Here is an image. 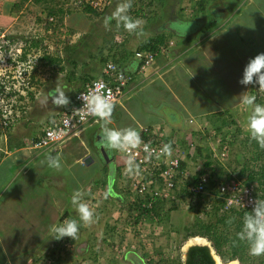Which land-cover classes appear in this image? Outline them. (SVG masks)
I'll return each mask as SVG.
<instances>
[{"label": "crops", "instance_id": "1", "mask_svg": "<svg viewBox=\"0 0 264 264\" xmlns=\"http://www.w3.org/2000/svg\"><path fill=\"white\" fill-rule=\"evenodd\" d=\"M211 6L210 11L213 12L211 21H215V24L206 33L199 31V27L190 30L187 36H184L186 32L172 27L158 30L173 32L174 36L169 39L173 46H169V52L159 53L144 71L136 70L138 60L135 54L126 55L120 66L133 77L123 96L113 103L110 127H132L137 131L145 127L153 129L171 127L175 130L174 145L181 148L182 138L191 139L194 132L209 127V122L204 116L212 108L213 112L220 110L221 107L228 108L229 112L231 109L237 111L239 104L243 103L240 95L245 93L237 91L236 94V91H233L234 96L229 95L226 100L221 98L223 96L220 95L229 93L230 87H226L227 90L222 87L226 76L223 70L224 63L221 66V62H224L225 58L222 61L216 60L214 51L217 50L218 55L223 50L221 48L228 47L225 32H232L230 41L236 37L233 45L236 43L238 46L232 48L233 54H229L231 57L240 58L237 62L242 63L244 68L247 64L244 45L253 44L256 37L259 38V34H263L261 27H264V0H214ZM187 18L189 16H182L180 20ZM249 27L256 29L250 34ZM179 36L188 40L192 37L193 41L190 45H183ZM220 43L221 46L218 47ZM62 45L55 44L50 48L58 50L56 54H52L62 59L63 70L59 71V68L57 71L55 68L52 70L54 73L50 83L47 78L44 80L45 87L40 88L37 94L32 93L28 109H24L11 129L0 137V168L6 163L9 172L0 178V264L78 263L80 256H86V240L80 229L77 240L63 238V250L58 248L54 256L52 252L58 242L54 239L52 229L68 219L76 218L77 213L71 202L73 192L77 190L83 192L84 200L91 193V190L87 191V187L95 186L100 177L101 185L104 183L103 188L98 184L100 193H107L102 197L104 203L109 206L114 201L122 203L123 200V193L116 191V182L118 167L124 164V157L116 161L114 150L104 149L109 158L104 161L98 156L95 170H89L94 160L89 165L83 162L88 155L93 159L96 155L94 150L98 151L97 138L103 127V121L99 118L96 117L64 140L55 152L35 150L26 145L28 140L38 135L65 107L55 105L51 99L45 102L51 90L64 91L70 100L75 94L72 86L74 82H80L81 88L85 86L80 78L82 75L91 74L98 77L103 73L104 65L99 55L89 54L88 58L79 61L74 58V54L65 57L63 48L65 47L66 53L69 49ZM186 45L187 49L183 50ZM102 51L105 54L109 50L104 47ZM71 59L75 61V66ZM215 64H218V67ZM70 71L74 72L72 77L68 76ZM146 84L150 86L147 87L149 89L147 92L143 90ZM235 94L241 101L238 102ZM147 102L153 104L154 110L146 108ZM158 103L170 109L169 115L166 116V113L164 115L161 109L156 110L155 105ZM175 111L181 115L179 120L174 114ZM166 134L168 136V133ZM116 154L120 156L117 150ZM49 155L60 158L61 171L42 163ZM70 168H73L76 176L69 179L67 185L64 181V172ZM43 179L49 181L44 182ZM51 179H54V182ZM64 213L67 214L63 217ZM61 217L62 221L59 220ZM128 257L126 258L132 264H137L138 258Z\"/></svg>", "mask_w": 264, "mask_h": 264}, {"label": "rangeland", "instance_id": "2", "mask_svg": "<svg viewBox=\"0 0 264 264\" xmlns=\"http://www.w3.org/2000/svg\"><path fill=\"white\" fill-rule=\"evenodd\" d=\"M94 1L98 2L99 0ZM148 1L149 0H132L135 6H132L131 10H128V15L133 18L135 15L133 11L140 6L143 7L144 16L137 18L142 22L140 28L143 30V35H137L128 32L123 26L117 27L116 21H112L111 26L107 29L104 26L105 16L110 15L121 0H101V4L106 2L104 12L101 16H95L85 12L84 5L77 2V0H43L39 2L35 0H0V67L7 66L8 68H5L6 72L11 71L16 76L17 72L15 71L20 70L26 77H29L30 70L34 69L32 72L34 75V83L31 81L28 83V90L37 94L40 88L45 87L43 83L46 78L50 83V78L54 73L52 70L55 68V71H57L59 68L58 66L47 65L44 60H40L39 58L45 53L46 55H53L52 53L56 54L58 50L54 51L56 48H52V50L50 48L55 44H63L62 46L68 47L69 50L67 53L65 52V47L63 48V55L66 57L67 55L71 56V54H74V58L79 61L83 60V58H88L89 54L99 55L98 57H100V59L101 57L105 59L106 57L115 55V58L118 59L121 50L122 53L124 50H131L133 55L137 45H139L141 41L156 34L159 32L158 30H161L163 27L171 26L178 31L186 32L187 34H183L187 36L189 35L188 33L191 32L190 30H195V27L205 26V23L207 24V22L209 23V21L212 20L211 17L213 12L210 11V7H212L211 4L214 0H151L152 4L149 6L147 5ZM196 4L203 5L202 11H198L199 13L192 10V7H197ZM50 7L62 8L65 12L67 11L61 24L55 23L56 26L52 24V27L49 25L50 22H52L48 15V9ZM192 12L195 14L193 15ZM182 16H189V18L180 20ZM202 18H206V22L202 20ZM249 28V30H251L249 32L250 34L256 29V27ZM261 29H263V34H259L260 39L256 37L253 44L244 45L243 47L246 49L247 63L250 58H254L259 53H264V45L262 46L260 44L264 43V27H261ZM230 35H233L232 32H225V38L228 39V47L224 46V48H221L223 50L220 53L218 52V55L217 50L214 51L216 60L219 59L222 61L223 58H225V61L221 62V66L222 63H224L223 70L226 76L224 86L222 87L226 90V87L230 88H228L229 93L226 92L227 94L220 95L223 96L221 98L224 100H226L229 95L234 96L232 94L234 93L233 91H236V94L237 91H241V93L246 92L245 94L251 95L255 90V86L251 87V84L244 86L239 83L244 68H242V63L241 65L237 62L240 58L230 56V54H233L232 48L235 49V46H238L235 45L236 43L233 45V42L236 41L237 38L234 37L230 41ZM30 39L41 40L42 48H33L29 51L27 54L28 61H31L30 63L35 59H37V61L28 65L22 61L18 62L19 58H14V55L17 53V49H21L26 41L29 42ZM190 40L193 41V38L191 37ZM220 46L221 43L218 44V47ZM104 47L110 48V52L107 51L103 54L104 51H102V49ZM60 49L62 50L61 47ZM8 59H11V63H8ZM106 59L109 60L108 58ZM230 59H235L236 61L233 62ZM227 61H229V63H227ZM17 65L20 69H16ZM215 66L218 67V64H215ZM100 76L101 75H99V77ZM17 79L19 82H15L16 86H25V84H22L20 78ZM217 84H219V81H217ZM72 86L74 88V93L81 89L80 82L78 81L74 82ZM143 87H146L143 90L147 92L149 90L147 87L150 86L146 84ZM20 91L24 94V99L20 102L22 103L20 105L24 104L23 106H25V109H28L31 100L26 94L27 90L20 88ZM253 95L255 94L253 93ZM236 99L238 102L241 101L238 97ZM257 99L258 103L264 104V93L257 94ZM151 102L146 103V108H153L152 106L154 103L152 102L153 104H151ZM233 103L236 104L235 102ZM155 106L156 110L161 109L164 115L165 113L166 116L169 115L170 109H168L167 106H163L159 103ZM239 106L237 111L234 109L230 110L233 118H235L234 124L217 131L209 120L211 113L217 112H213L212 108V110H209V113L204 116L205 120L209 122V127L201 129L202 132H194L191 139L182 138L183 144L181 148L184 153L186 152L188 158L191 157V160L188 159L191 164L187 169L190 177L196 174L200 167H205V169L208 167L205 165V162L206 160L209 161V154L211 160L214 161V165L217 168L224 169V171H231L233 168H236L235 163H233L234 159H238L240 162L244 161L245 151L249 150V148L248 146L244 147L241 145L240 141L249 136L246 128L247 106L243 103L242 105L239 104ZM229 107L232 108L231 105ZM142 110L144 111L145 109ZM220 110L223 111V107H221ZM174 114L177 115L179 120L181 115L176 111ZM160 131L168 133L169 144L172 146V151L168 154V157H173L175 155V130L171 127H163L160 128ZM235 137L236 139H234ZM189 143H191V145ZM114 153L116 161L123 158L122 155L118 156L116 154V150H114ZM97 158L98 157L94 155V162L91 163L89 167L90 171L96 169L98 162ZM7 167L8 165L5 163L0 168V178L5 175V173L9 174ZM238 168L239 166L236 169ZM124 171L125 169L123 166L122 170L120 169L117 172L116 191L125 195L127 194L132 201V194L129 195L127 179L122 175ZM12 172H14V169H12ZM75 174L76 172L73 171V168L67 169L64 172L65 184L69 185V179L75 177ZM127 176L129 175L127 174ZM98 178L99 180L96 182L97 184L95 186L87 187V191L91 190V193L88 194L89 196L87 195V198H85L86 200H83L94 213L92 223L85 224L80 222L79 229L82 230L81 234L84 240H86V256H80L78 263L76 262L74 264H129V260L126 258L128 256L131 258L133 256L134 258H138L137 264H181L188 246L195 243H209L208 245L211 247V242L207 238L201 239L200 236L186 237L187 228H191L192 225L197 222L213 219L209 214L211 210L209 186H206V192L202 194L201 205H192L193 203H188L185 198L182 199V197L179 198L178 196V199L173 202L160 204V208H157L158 210L156 211L158 218L157 223H154L153 219H148L139 224V219L137 222H135L134 219L138 215V211L136 210L138 207L133 205L134 202L130 203L129 200L125 198L126 203L124 205H121L119 201H114L109 206L104 203L102 197L106 196L107 193H100L98 184L101 185V178ZM43 181L49 180L43 179ZM51 181L54 182V179H51ZM46 184L48 185V183ZM103 184L101 185L102 188L104 187ZM94 203H96V205H94ZM173 204L176 205V208L170 210ZM131 206H136V209L133 208L132 211L130 208ZM77 217L76 215V219H78ZM198 238L200 240H197ZM75 240H77V238H75L74 241ZM57 249L58 248H56V250ZM211 252L215 258L216 264H243L237 259L224 261L215 253L213 247H211Z\"/></svg>", "mask_w": 264, "mask_h": 264}, {"label": "built area", "instance_id": "3", "mask_svg": "<svg viewBox=\"0 0 264 264\" xmlns=\"http://www.w3.org/2000/svg\"><path fill=\"white\" fill-rule=\"evenodd\" d=\"M100 1L85 0L90 6L102 10L106 2L101 4ZM169 45L172 46L173 42H170ZM167 49L168 46L164 45L160 46L157 51L137 52L136 58L138 61L141 60V64L137 65L136 70L144 71L153 63L159 53L165 52ZM4 67L8 68L7 66ZM17 68L20 69L18 65L16 66ZM15 72H17L15 77L20 78L25 86L28 87V78L20 70ZM102 72V76L91 79L80 91H77L73 98L74 103L68 109H62L52 122L47 124L38 135L28 140L26 145L35 150L56 151L64 140L94 120L96 117L87 113L81 98L83 95L96 92L108 97L111 103L117 102L123 96L133 76L112 61L104 64ZM6 93L0 96V136L11 129L16 112L15 105L20 103L16 101V95L6 97ZM138 132L141 136L140 145L129 148L126 151H118L119 154L126 158L124 176L128 182L129 195L132 194V201L127 194H124L123 197L129 200L130 203L134 202L140 208L139 224L148 219H153L154 223H157L156 211L158 205L178 199L182 187L186 186V181L190 178L187 169L191 162L188 159L191 160V157L188 158L186 152L184 153L183 149L178 148L176 145H174L175 155L173 157H168V154H162L160 150L165 144H169V141L167 134L160 131V129L145 127ZM144 144L151 146L154 152L151 158H147ZM189 144L191 145V143ZM130 158L138 165V168L132 171L128 169L127 165V161ZM181 162L186 164L185 168H181ZM203 170H205V167H200L198 171ZM199 177L200 183L187 186V190L191 195L186 196L185 200L188 203H193L192 205L197 203L196 195L206 192L205 183L207 178L202 172ZM219 192L224 197L225 210L235 208L251 211L255 200L258 199L253 185L245 184L238 180H230L221 184ZM126 200L123 201L124 204Z\"/></svg>", "mask_w": 264, "mask_h": 264}, {"label": "trees", "instance_id": "4", "mask_svg": "<svg viewBox=\"0 0 264 264\" xmlns=\"http://www.w3.org/2000/svg\"><path fill=\"white\" fill-rule=\"evenodd\" d=\"M36 2L43 1V0H35ZM152 1L149 0L147 5H151ZM197 5V4H196ZM132 6H135V3H132ZM199 7V9H198ZM197 8V9H195ZM203 5L199 4L197 7H192V10L194 12L202 11ZM131 10V8L129 9ZM84 11L90 14H93L95 16H101L104 11H99L90 5H84ZM67 12V11H66ZM64 9L62 8H52L50 7L48 9V15L50 17H53V21L50 22L49 25H51L54 22L61 24L64 19V15L66 13ZM134 12L133 19H137L139 17H143V7L140 6ZM192 12L194 15L195 13ZM199 13V12H198ZM199 16V15H198ZM202 16V15H201ZM206 22V18H202ZM215 21H209L207 24L205 23V26L199 27V31L206 33L209 30H211L214 27ZM56 26V25H55ZM171 27V26H169ZM167 27V28H169ZM203 27V28H202ZM161 32H157L154 35H151L141 41L139 45H137L136 51L134 54L136 55L137 52H145V51H157L160 46H168L169 45V39L174 36L172 31L165 30ZM181 42L187 45H190L191 40L186 39L185 37H180ZM122 45V44H121ZM120 45V46H121ZM187 45L184 46L183 50L187 49ZM41 49L42 48V42L39 39H30L29 42L26 41L25 45L22 47V53L20 55L21 61L27 60V54L31 49ZM70 48V47H69ZM170 51V47H168ZM167 49V51H168ZM110 52V48L108 49ZM168 51V52H169ZM120 52V51H119ZM129 53L132 54V52H128L126 50H122L120 52V56L118 59L114 56L106 57L109 60L115 61L116 64L121 65L122 60L126 58V55ZM133 54V55H134ZM108 56V55H107ZM40 60H44L47 64L58 66L59 71L63 70V67L61 66L62 59L59 57H53L51 55L43 54L41 57H39ZM100 60L101 63H104L108 61L107 59ZM112 58V59H111ZM71 63L73 66H75V61L71 59ZM141 64V60L138 61V66ZM74 72L70 71L68 73V76L70 77ZM89 78V79H87ZM31 82L34 83V75L31 76ZM72 77V76H71ZM85 77V79H84ZM81 80L84 81L86 84L91 79L96 78L95 76L91 74H85L82 75ZM255 86L254 92H252L255 95H257L258 92V85H252L251 87ZM252 90V89H251ZM18 95V99H22L21 95ZM27 95L30 97V99L33 97L31 92H28ZM205 97V96H204ZM208 98V97H205ZM209 100H211L209 98ZM258 102V99H257ZM74 103L73 97L70 99V103L65 107L68 109L70 105ZM24 110V107L21 108V111ZM209 118V117H208ZM210 122L212 125L217 129V131L222 130V128L227 127L229 125H232L235 123V118H233L232 113L229 112L228 108L223 107V111H217L214 113H211ZM236 139V137L234 138ZM240 144L245 146H248L249 150L245 151L244 155V161L240 162L238 159H234L233 163H235L236 168L239 166L238 169L233 168L231 171H224V169L217 168L214 165V161L211 160V156L209 154V161L206 160L205 165L208 167L203 171H197L196 174L192 175L187 181L186 186H183L181 189V194L179 193V198L182 197L185 198L186 196L191 195V193L187 190V186L189 185H197L200 183V173L202 172L206 178L207 182L205 183L206 186L210 187V204H211V210L209 214L212 216L213 219H210L209 221H201L197 222L194 225H192L191 228H187V234L186 237H194V236H200L203 238H207L211 242V247L215 250V253L224 261L229 260H239L243 264H264V255H261L259 257L251 256L248 252L247 245L243 242H239L236 240V233L240 230L241 227V221L242 217L248 210H240L232 208L230 210H225V200L223 195L219 192V186L223 183H226L230 180H238L245 184L253 185L255 195L258 197V199H264V149H261L258 144L250 139L249 136H247L244 140L240 141ZM208 156V155H205ZM208 158V157H207ZM186 164L184 162H181V168H185ZM121 167H118V170H120ZM197 196V205H201V198L203 197L201 193H199ZM135 205V203H133ZM158 205L157 208L159 207ZM133 211V208L130 207ZM172 209L176 208V205H172L170 207ZM138 211V215L134 218L135 222L138 221L139 215L141 214V210L139 208L136 209ZM158 210V209H157ZM130 213V212H129ZM64 213L63 217L65 216ZM63 217H61L59 220H63ZM57 226V225H56ZM63 239V238H62ZM62 239H59L57 242L56 248L63 249L62 245ZM68 240L69 237H66ZM211 247L206 244H193L190 245L185 253L184 260L181 262V264H216L215 259L213 257V254L211 252ZM53 249V256L57 253L58 250Z\"/></svg>", "mask_w": 264, "mask_h": 264}, {"label": "clouds", "instance_id": "5", "mask_svg": "<svg viewBox=\"0 0 264 264\" xmlns=\"http://www.w3.org/2000/svg\"><path fill=\"white\" fill-rule=\"evenodd\" d=\"M77 2H79L82 5L88 4L85 2V0H77ZM131 7H132V0H121V2L117 4L116 8L112 11V13L108 16H105L104 18L105 28L106 29L109 28L112 24V21H116L117 27L123 26V28L130 33L143 35V30L140 28L142 22L139 19H133L131 16L128 15V10ZM104 9L105 7L99 11H104ZM50 18H51L50 20L53 21V17ZM55 23L56 22H54L53 24L55 25ZM169 46L170 45H168V47ZM22 47L21 49H17V53L14 55V58H19L18 62H21L20 55L22 53ZM51 56L56 57L55 55H51ZM102 59L103 57H101L100 60ZM8 60H9L8 63H11L10 62L11 59ZM35 61H37V59L32 61V63H34ZM108 61H112L115 63V61L113 60H108ZM22 62L23 63L25 62L28 65L32 64L30 63L31 61H28V57L26 61H22ZM106 62L102 64L104 65ZM117 66L121 68L120 65L117 64ZM33 71L34 69L30 70L29 77H27L29 83L31 81L32 78L31 76L33 75L32 74ZM15 82H19L17 77H15V74L12 73L11 71L6 72L5 67H0V96L2 94H5V92H7L6 97H9L11 95H16V101L21 102L24 99V94L20 91V88L27 90V93L31 91L28 90V87L26 86L21 87L20 85V87H16ZM239 83L244 86H247L249 84L258 85L259 88L257 94L264 93V53H259L254 58L249 59L248 63L245 65L243 69L242 78L240 79ZM22 84L24 83L22 82ZM17 94L19 95L22 94L21 95V97L23 96L22 99L19 100ZM81 98L87 109V113L103 121V127L97 138V146L99 148L106 150L126 151L129 148L136 147L141 144V136L136 129L132 127L115 128L109 126L111 123L112 113L114 111V104L110 102L108 97L93 92L87 95H83L81 96ZM47 99H51L52 103H54L57 106L66 107L70 103V100L66 96L65 92L59 89L51 90L45 102H47ZM241 100L243 104L247 106L246 128L248 135L250 139L254 140L261 149H264V104L257 102V95L245 94L241 96ZM20 104L22 103L15 105L16 112L14 114V122L16 121L17 118L20 117L22 113L21 108L24 107L25 109V106H23L24 104L23 105ZM65 107L63 109H65ZM4 134L5 133H3L2 135ZM144 151L147 154V158H151V156L154 154L149 144H144ZM160 151L162 154H169L172 151L171 144H165ZM94 152L96 153L97 157L101 156L99 150L98 151L94 150ZM100 158L103 157L101 156ZM103 160L105 161L104 158ZM42 163L49 168H53L57 170H60L62 168L60 158L57 156L49 155L46 157L44 161H42ZM125 164H126V158L124 164H121V166H119L121 167V170L123 166L125 168ZM127 165L130 171L138 168L136 162L131 158L127 161ZM122 175L124 176V173ZM83 196L84 193L79 190L73 192L71 197V202L75 209V212L77 213L78 219L76 218L68 219L64 223L55 226L52 229V231L55 234L54 239L59 240L62 238L69 237L74 240L79 233L80 222H83L85 224H90L93 222L94 213L89 208V206L83 202ZM124 200L125 198L123 197L122 203L120 202L121 205H124L123 203ZM236 240L239 242H243L247 245L248 252L251 256L259 257L261 255H264V199H256L251 211H248L244 214V216L242 217L240 230L236 233ZM62 244L64 246L63 242Z\"/></svg>", "mask_w": 264, "mask_h": 264}, {"label": "water", "instance_id": "6", "mask_svg": "<svg viewBox=\"0 0 264 264\" xmlns=\"http://www.w3.org/2000/svg\"><path fill=\"white\" fill-rule=\"evenodd\" d=\"M98 148V150H99V153H100V155L105 159V161H107L108 160V154H107V152L104 150V149H101V148H99V147H97ZM92 158H91V156H86L84 159H83V162L86 164V165H89L91 162H92ZM196 244H199V243H196Z\"/></svg>", "mask_w": 264, "mask_h": 264}, {"label": "bare ground", "instance_id": "7", "mask_svg": "<svg viewBox=\"0 0 264 264\" xmlns=\"http://www.w3.org/2000/svg\"><path fill=\"white\" fill-rule=\"evenodd\" d=\"M197 240H200L199 238ZM237 264V263H236Z\"/></svg>", "mask_w": 264, "mask_h": 264}, {"label": "flooded vegetation", "instance_id": "8", "mask_svg": "<svg viewBox=\"0 0 264 264\" xmlns=\"http://www.w3.org/2000/svg\"><path fill=\"white\" fill-rule=\"evenodd\" d=\"M130 264H132L130 261H129Z\"/></svg>", "mask_w": 264, "mask_h": 264}]
</instances>
